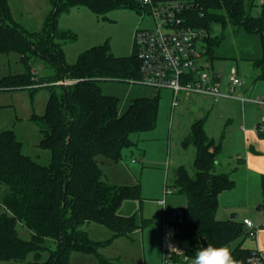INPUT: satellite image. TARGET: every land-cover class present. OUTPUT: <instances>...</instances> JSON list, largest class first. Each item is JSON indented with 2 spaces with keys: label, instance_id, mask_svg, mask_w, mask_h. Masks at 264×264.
Returning <instances> with one entry per match:
<instances>
[{
  "label": "trees",
  "instance_id": "1",
  "mask_svg": "<svg viewBox=\"0 0 264 264\" xmlns=\"http://www.w3.org/2000/svg\"><path fill=\"white\" fill-rule=\"evenodd\" d=\"M48 13L40 32H30L15 21L8 0H0V56L14 52L22 56L25 71L4 76L0 89L36 90L42 83L52 84L46 111L31 120L43 134L41 146L50 150L49 165L23 153V144L14 130L0 129V184L5 187L0 214V260L25 261L33 252L39 261L49 248L48 238L57 242L50 248L43 264H70L73 252L97 253L99 242L90 239L83 229L89 223L110 228L115 236L131 237L152 221L136 214L122 215L119 210L127 200L141 202V186L110 182L104 166L118 162L123 152L138 144L133 136L152 132L158 123L160 98L138 96L124 111L120 98L103 91L104 82H130L141 79L140 63L135 52L115 56L108 42L93 46L69 64L64 43L77 35L59 26L63 14L75 8H87L104 16L113 10L148 11L141 0H50ZM181 14L185 25L205 29L210 59L215 57L219 37L212 36L214 25L228 24L259 33L263 56L256 61L264 79V14H252L255 0H188ZM141 8V9H140ZM40 57L54 66L55 73L35 78L33 58ZM63 80L67 85H58ZM56 86V87H55ZM58 88V89H57ZM207 117L198 118L182 141L184 148L194 146V174L181 166L170 187L187 197L178 214L175 235L195 255L202 241L215 247L227 246L239 264H251L253 249L244 247L250 236L244 222L218 218L219 197L235 188L228 173L218 172L223 142H216L205 128ZM264 194V174L261 178ZM32 232L31 240L20 237L18 224ZM99 255V254H98ZM103 262L107 260L102 259ZM109 262V261H108Z\"/></svg>",
  "mask_w": 264,
  "mask_h": 264
},
{
  "label": "rangeland",
  "instance_id": "2",
  "mask_svg": "<svg viewBox=\"0 0 264 264\" xmlns=\"http://www.w3.org/2000/svg\"><path fill=\"white\" fill-rule=\"evenodd\" d=\"M8 1L16 22L30 32L42 30L51 10L50 0ZM162 3L176 2L166 0ZM76 9L68 15L63 14L59 19V26L62 29L70 30L77 35L75 40L64 43L69 64L76 63L79 55L85 50L106 42L109 43L115 56H129L135 52L136 32L139 29L156 28V22L149 11L119 9L100 16L87 8H82L86 9L85 15L73 14ZM260 10L254 6L252 14L258 16L261 14ZM212 36L219 37L220 43L215 47V57L206 59L204 64L208 71L222 76L223 91H228L226 83L230 71L236 68L243 85L236 88L235 95L246 98H255L258 95L264 97V79L260 78L261 69L256 65V61L263 56L260 34L249 33L231 24L223 29L218 24L214 25ZM32 60V73L35 78L40 79L55 73L51 63L40 57H34ZM24 71L25 66L19 53L0 56V80L4 76ZM103 84L102 88L106 94L120 98V110L126 108L130 101L138 96L158 95L160 98L156 129L142 134L141 137L135 134L133 139L138 140V144L126 149L123 158L118 162L104 166V172L110 182L141 186V202L127 200L119 213L126 216L136 214L140 224H142L141 218L152 222L136 230L131 237L115 236L110 228L96 223L83 226L90 239L99 242L97 251L99 255L73 252L70 255V264H162L164 208L171 215L172 212L182 209L187 202V197L178 191L166 195L165 187L173 184L174 173L181 166H185L194 174L195 148L194 146L184 148L182 141L190 131L192 123L205 115L208 116L206 129L209 136H213L216 142L222 140L224 142L221 157L226 155L227 159L222 162L221 171L231 173L236 180L232 191L221 194L218 215L220 218L226 216V219H231L233 214H237L238 218L235 219L238 221L243 222L244 218L250 220L259 230L255 237L248 236L246 241L256 243L257 239L258 244L264 248V194L260 180L263 173L257 170L264 168V141L262 146L256 147L258 153L253 152L256 158H251L257 164L251 159L243 162V159L240 161L239 158L240 154H243L240 157L245 159L241 132L251 130L250 123L256 137L264 139L261 137L264 134H260L256 121L258 117H264V108L252 102L243 103L239 100L223 98L213 101L186 93L181 94L178 106L173 108V93L169 89L157 90L130 82ZM45 85L42 83L34 86L37 87L36 90L0 89V129L14 130L23 144V153L44 165H49L52 160L51 152L40 145L43 134L40 127L31 120L33 115H43L46 111L50 87L54 86ZM4 191L5 187L0 184V214L5 212L2 205ZM259 206H262V210H259ZM17 228L21 238L28 241L32 239L33 232L27 226L19 223ZM177 242L182 248L186 247L181 240ZM46 245L49 248L41 252L39 261L31 252L25 261L0 260V264H43L50 256V248L55 249L57 242L48 238ZM102 259L107 262H103Z\"/></svg>",
  "mask_w": 264,
  "mask_h": 264
},
{
  "label": "built area",
  "instance_id": "3",
  "mask_svg": "<svg viewBox=\"0 0 264 264\" xmlns=\"http://www.w3.org/2000/svg\"><path fill=\"white\" fill-rule=\"evenodd\" d=\"M149 7L156 22L155 29H139L135 34V54L140 63L141 79L139 85L150 86L157 90L169 89L173 93V108L178 106L180 96L197 95L218 101L219 99L239 100L243 103L252 102L264 108V97L246 98L235 95V90L243 85L239 71L232 68L227 80L228 91L224 92L222 76L208 71L204 61L208 55L207 32L205 29L193 28L184 24L181 14L188 9L186 2L154 3L142 0ZM255 7L264 14V0H255ZM71 81L63 80L58 85H67ZM48 85L47 83H45ZM259 131L264 133V121L260 123ZM166 195L173 193L166 185ZM164 203V201H161ZM164 235L162 264H194L195 255L188 254L186 247L177 242L175 225L180 210L168 214L164 208ZM244 224L255 237L258 228L245 219ZM251 264H264V249H253L249 258Z\"/></svg>",
  "mask_w": 264,
  "mask_h": 264
},
{
  "label": "crops",
  "instance_id": "4",
  "mask_svg": "<svg viewBox=\"0 0 264 264\" xmlns=\"http://www.w3.org/2000/svg\"><path fill=\"white\" fill-rule=\"evenodd\" d=\"M152 2H154V3H162L163 1H166V0H151ZM175 2H181V1H185L186 2V0H174ZM11 4V3H10ZM11 7H12V5H11ZM76 9V8H75ZM85 10L86 9H82V8H77L75 11H73L74 13L73 14H78V13H83L84 15L86 14V13H84L85 12ZM70 14V13H69ZM65 15H68V14H65ZM44 17V16H43ZM102 85H104V84H102ZM131 102V101H130ZM247 103V102H246ZM127 108V107H126ZM125 107H123L122 108V110L121 111H124L125 109H126ZM202 117H207L208 118V116L207 115H205V116H202ZM201 117V118H202ZM257 124L258 125H260V123H262L263 121H264V117L262 116H260V117H258L257 118ZM234 124V123H233ZM235 125V124H234ZM250 128L249 129H251V130H248L247 132H241V137H242V141H243V144H244V153H245V159L244 158H242V157H240V156H242L241 154H240V156H239V158H240V161H242V159H243V162H244V160L246 161V160H250L251 158H253L254 157V154H253V152H256V153H258V151L259 150H257L256 149V147L257 148H259L260 147V145L262 146V142L264 141V139L263 138H257L256 137V134H255V131L253 130V126H252V123H250ZM205 128H206V125H205ZM234 129V128H233ZM207 130V129H206ZM232 131H234V130H232ZM189 133V132H188ZM207 133H208V131H207ZM151 134V133H150ZM260 134H261V132H260ZM259 134V135H260ZM262 134H264V133H262ZM188 135V134H187ZM186 135V136H187ZM208 135H209V133H208ZM186 136H185V138H186ZM261 137H264V135H262ZM184 138V139H185ZM212 138H214L213 136H212ZM183 139V140H184ZM214 140H215V138H214ZM222 142H223V140H222ZM223 151H224V142H223ZM193 154H194V159H195V150H194V152H193ZM222 156V155H221ZM254 158H256V157H254ZM227 158H226V155H225V157L223 156V157H221V158H219V165H218V170H219V172H222L221 171V168H222V166H223V164H222V162L224 161V160H226ZM252 161H253V159H251ZM253 163H255V164H257L256 162H254L253 161ZM106 165H108V164H106ZM244 166V165H243ZM258 170V172H261V173H263L264 174V168H258L257 169ZM224 173V172H223ZM228 174H230L231 175V177L233 178V176H232V174L231 173H228ZM262 174V175H263ZM262 175H261V178H262ZM108 179H109V177H108ZM234 180H235V178H233ZM261 180V179H260ZM236 181V180H235ZM116 184H118V183H116ZM261 186H262V183H261ZM233 190V189H232ZM232 190H230V191H232ZM263 191V190H262ZM225 192H227V191H225ZM221 196V195H220ZM219 203H220V197H219ZM259 207H261V210H262V206H259ZM219 211V210H218ZM234 215V214H233ZM232 215V216H233ZM218 218H220L219 217V215H218ZM236 218H238V216L236 217ZM220 219H222V220H228V219H226V216H224V217H222V218H220ZM232 220H233V218H231ZM245 219H247V218H244L243 219V221L245 220ZM235 220V219H234ZM241 222V221H240ZM92 223H89V224H87L86 226H89V225H91ZM256 241V243L255 242H253V241H251L250 243H247V241H246V239H245V242H244V247L245 248H247V249H264V248H262L259 244H258V242H257V239L255 240Z\"/></svg>",
  "mask_w": 264,
  "mask_h": 264
},
{
  "label": "clouds",
  "instance_id": "5",
  "mask_svg": "<svg viewBox=\"0 0 264 264\" xmlns=\"http://www.w3.org/2000/svg\"><path fill=\"white\" fill-rule=\"evenodd\" d=\"M194 264H239L227 246L207 245L195 253Z\"/></svg>",
  "mask_w": 264,
  "mask_h": 264
},
{
  "label": "water",
  "instance_id": "6",
  "mask_svg": "<svg viewBox=\"0 0 264 264\" xmlns=\"http://www.w3.org/2000/svg\"><path fill=\"white\" fill-rule=\"evenodd\" d=\"M176 174H177V172L175 171L174 175H176ZM259 210H261V207H259ZM237 216H238V215L235 214V215H233L231 218L235 219ZM202 244H203L204 246H206V242H205V241H202Z\"/></svg>",
  "mask_w": 264,
  "mask_h": 264
}]
</instances>
